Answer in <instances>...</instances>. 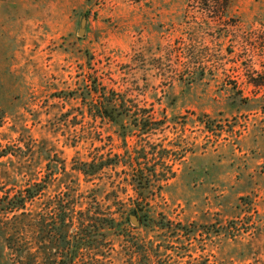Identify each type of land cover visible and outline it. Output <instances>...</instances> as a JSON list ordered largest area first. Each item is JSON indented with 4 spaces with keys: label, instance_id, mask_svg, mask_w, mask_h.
Instances as JSON below:
<instances>
[{
    "label": "rangeland",
    "instance_id": "rangeland-1",
    "mask_svg": "<svg viewBox=\"0 0 264 264\" xmlns=\"http://www.w3.org/2000/svg\"><path fill=\"white\" fill-rule=\"evenodd\" d=\"M258 80L264 0H0V264H264Z\"/></svg>",
    "mask_w": 264,
    "mask_h": 264
},
{
    "label": "trees",
    "instance_id": "trees-1",
    "mask_svg": "<svg viewBox=\"0 0 264 264\" xmlns=\"http://www.w3.org/2000/svg\"><path fill=\"white\" fill-rule=\"evenodd\" d=\"M207 3H210L212 0H204ZM228 0H224V3L226 4ZM256 86L264 87V82H260L258 80L255 82ZM94 93L97 95V109L91 110V112H95V115H98L103 118H107L110 121L119 124L120 122L123 123L128 116L124 110L119 108V104H117L116 98L112 94H108L106 91H98L97 87H95ZM1 156V154H0ZM135 181L137 185H139L141 188L144 187L145 182L143 181L142 177L135 178ZM37 189L35 187H27L25 189V195L21 196V200L14 201L13 199H10L6 203L0 204V213L7 211V212H13L14 210H17L20 207H24L26 204L27 199H33L38 195ZM135 212V211H134ZM136 216L140 220V216L135 212ZM62 223L67 227V221L65 218H63ZM65 241H66V248H65V257L63 259V264H75L76 263V257L78 251L82 249V246L87 244V239L80 237L79 240H72V238L68 239L67 236V229H65ZM83 256H80L82 258ZM84 259V258H83ZM87 264L86 262H79V264Z\"/></svg>",
    "mask_w": 264,
    "mask_h": 264
},
{
    "label": "water",
    "instance_id": "water-1",
    "mask_svg": "<svg viewBox=\"0 0 264 264\" xmlns=\"http://www.w3.org/2000/svg\"><path fill=\"white\" fill-rule=\"evenodd\" d=\"M81 32H82V29L79 31V33H81ZM132 220H133L135 223H138V222H139V220L137 219L136 216H132Z\"/></svg>",
    "mask_w": 264,
    "mask_h": 264
},
{
    "label": "crops",
    "instance_id": "crops-1",
    "mask_svg": "<svg viewBox=\"0 0 264 264\" xmlns=\"http://www.w3.org/2000/svg\"><path fill=\"white\" fill-rule=\"evenodd\" d=\"M122 11H123V10H122ZM122 11H121V12H122Z\"/></svg>",
    "mask_w": 264,
    "mask_h": 264
}]
</instances>
